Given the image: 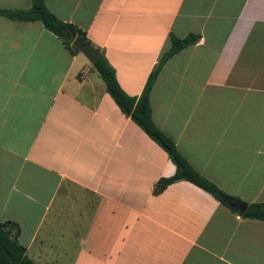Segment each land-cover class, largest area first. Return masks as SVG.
<instances>
[{"label": "crops", "instance_id": "0c3cea01", "mask_svg": "<svg viewBox=\"0 0 264 264\" xmlns=\"http://www.w3.org/2000/svg\"><path fill=\"white\" fill-rule=\"evenodd\" d=\"M137 97L168 35L198 40L151 85L154 126L201 176L264 202V0H42ZM31 0H0L27 9ZM84 55L0 15V221L35 264H264V222L184 180Z\"/></svg>", "mask_w": 264, "mask_h": 264}, {"label": "trees", "instance_id": "16d2710c", "mask_svg": "<svg viewBox=\"0 0 264 264\" xmlns=\"http://www.w3.org/2000/svg\"><path fill=\"white\" fill-rule=\"evenodd\" d=\"M0 15L13 20L39 21L46 30L53 33L62 42L63 46L70 53L78 51L68 38L70 33H73L74 37L83 39L91 45L85 38L82 30L57 19L44 7L42 0H31V5L27 9L0 8ZM198 38V34L194 33H187L183 37H176L173 34H169V46L167 50L164 51L155 67L149 72L143 88L137 97L129 96L123 92L115 79L112 67L106 63L101 54H98L92 65L103 81L106 93L117 105L119 110L139 126L151 140L159 145L174 165L173 174L169 177L160 178L154 185V192L160 191L169 183L184 180L210 194L231 212L245 218L264 222V202L245 203L243 212H239L235 207L228 206L224 198L229 197L232 200L238 199L227 195L214 183L198 174L177 151L172 140L158 130L150 119L148 94L157 72L168 57L186 46L193 45ZM17 234L18 226L16 223L0 221V264H35L26 256L24 246L16 239Z\"/></svg>", "mask_w": 264, "mask_h": 264}, {"label": "water", "instance_id": "95a60500", "mask_svg": "<svg viewBox=\"0 0 264 264\" xmlns=\"http://www.w3.org/2000/svg\"><path fill=\"white\" fill-rule=\"evenodd\" d=\"M68 38L71 44L79 52H81L90 63H93L95 61L99 53L93 46L89 45L83 39L74 37L73 33H70ZM224 201L228 204V206L235 207L239 212H243L245 209V203L243 202L232 200L229 197L224 198Z\"/></svg>", "mask_w": 264, "mask_h": 264}]
</instances>
